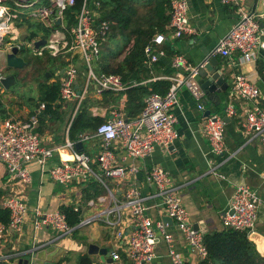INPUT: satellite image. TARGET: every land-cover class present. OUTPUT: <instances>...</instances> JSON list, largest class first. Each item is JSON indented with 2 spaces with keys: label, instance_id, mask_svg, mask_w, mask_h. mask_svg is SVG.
Masks as SVG:
<instances>
[{
  "label": "crops",
  "instance_id": "crops-1",
  "mask_svg": "<svg viewBox=\"0 0 264 264\" xmlns=\"http://www.w3.org/2000/svg\"><path fill=\"white\" fill-rule=\"evenodd\" d=\"M188 1V24L193 29L190 34H183L179 38L167 36L165 41L156 47L160 65L158 69L153 68V62L144 61L150 68L151 77L140 81L141 84L174 76L177 73L186 74L185 70L172 65L175 56H183L191 67H195L206 57L204 52L213 49L219 38L224 36L233 26L238 18L236 6L222 4L219 0H187ZM240 7L255 15L258 19L259 28L264 32V0H241ZM29 22L31 24L29 25ZM65 17L60 20L59 25H54L63 35L66 46L57 55H51L43 46L34 48L33 42L49 37L45 33V27L41 22L30 18H18L16 21V42L20 44L18 55L24 63L20 67H8L7 55L10 53L5 44L0 46V71L3 76L15 75V84L6 89L0 84V126L5 119L23 120L32 114L38 115L36 132L44 147L62 146L69 138L68 130L75 115L82 107H87L89 116L97 117L105 121L115 115H122L126 118V89L119 92L111 91L114 97L104 99L103 91H96L93 83L87 80V67L78 50L72 46V37L65 32L71 25ZM40 25V28H38ZM49 29V28H48ZM35 32V34H32ZM8 38L5 39L7 41ZM64 41V40H63ZM128 44V43H127ZM122 39H106L101 44V55L95 60L92 67L96 73H102L98 61L104 50H124ZM119 49L117 50V48ZM123 52V51H122ZM46 57H45V56ZM43 56L45 57L43 60ZM52 58L67 62L55 73L42 70L41 66L35 67L36 78L26 81L22 70L28 65H42L45 60ZM118 58H122V54ZM209 58V57H208ZM219 67L225 72L227 89L222 92H214L208 96L205 94L203 101L205 110L221 115L224 119V151L221 155L213 154L210 151V144L202 131L204 114L196 108V100L188 88L181 86L177 92L178 104L174 108L176 116L175 128L178 134L177 139L167 148L156 146L146 157L132 160L125 156L124 150L119 142H114V163L124 166L136 165L138 172L135 183L141 194H151L153 187L147 184L145 172L153 166L163 167L171 178V185L178 188L182 204L190 215V222L195 229L203 234L210 231H221L226 229L223 225V213L228 208L234 188L237 185H246L254 189L260 196L262 202L258 208L257 220L254 226L262 237L257 241L258 250H264V146L256 138L243 129L244 108L239 99L231 100L235 108V115L226 116L225 107L229 103L228 91L230 89L233 75L236 73L245 74L254 83L259 91V104L264 108V80L260 77L256 62H264V51L258 50L253 61H240L239 53L234 52L230 57L215 56ZM34 59V61H33ZM30 61V62H29ZM49 65L58 62H46ZM82 64L83 67L80 65ZM69 66H75L78 71L75 86L76 90L85 94L80 102L76 99L55 101L51 113H45L44 108L38 105L40 96L39 86L42 83L60 81L64 71ZM80 67V68H79ZM85 67V68H84ZM56 68V67H55ZM7 71V73H4ZM38 72L42 78H38ZM24 77V78H23ZM32 84L36 89V95L26 97L20 92L17 85ZM118 98H115V97ZM95 130L87 129L78 132L76 138L81 134H91ZM85 151L91 158V167L99 172L97 155L101 149V139L92 137L76 145V149ZM71 154L68 148L55 151L47 162V166L58 163L60 160H70ZM222 163V164H221ZM214 168L221 176L212 174L210 169ZM31 181L22 183L17 179H10L7 176L5 166L0 162V190L2 191L1 202L4 198L15 196L20 198L27 206L25 221L20 232H8L5 236L0 253L8 255L7 261H0V264H29L30 262H47L56 264L63 257H69L74 262L78 254L87 251L89 244H96L99 248L104 247L109 252L117 250L120 253L123 264H131L125 255L124 248L117 247V238L114 229L106 226L103 221L97 220L92 224L79 228L69 238L54 241V233L48 228H34V209L61 210L62 206H70L73 210L78 208L81 219L100 212L108 201L96 202L94 206H87V199L84 196V188L89 181L70 182L58 184L52 181L47 173H42L35 163L30 164ZM141 174V179L138 174ZM107 186L113 190L118 198H121L125 184H118L112 179L105 178ZM104 187V186H103ZM106 189L101 195L105 196ZM97 196V197H98ZM96 198V197H95ZM148 215L154 220H162L166 217L162 206L157 201L148 200ZM2 207V206H1ZM62 211V210H61ZM63 212V211H62ZM65 214V213H64ZM168 230L173 235L174 244L184 258L193 264L197 258L186 245L182 235L174 223L168 222ZM127 224V223H126ZM74 234L78 237H74ZM119 242H121L119 240ZM52 246V247H51ZM47 250V251H45ZM156 258L149 264H171L167 256V247L162 240L155 245ZM95 260L101 261L99 254L91 255Z\"/></svg>",
  "mask_w": 264,
  "mask_h": 264
},
{
  "label": "built area",
  "instance_id": "built-area-1",
  "mask_svg": "<svg viewBox=\"0 0 264 264\" xmlns=\"http://www.w3.org/2000/svg\"><path fill=\"white\" fill-rule=\"evenodd\" d=\"M222 4L237 7L238 18L231 29L215 44L210 56L230 57L239 53L240 61H253L258 50L264 51V32L259 28L258 19L252 13L240 7L241 0H219ZM76 0H0V46L5 44L8 49L20 48L16 42V21L18 18H35L49 28V37L44 48L51 55H57L66 46L63 35L54 27L55 20H63L67 8L74 6ZM101 3L99 0H80L79 9L75 13L73 24L65 31L72 37V46L78 50L87 67V80L94 84L96 91H123L126 85L120 75L114 73H96L91 62L101 54V44L108 38L111 22L101 19ZM193 29L188 24V1L171 0L170 20L167 32L156 33L144 48L146 60L155 62L158 59L156 47L160 46L167 36L179 38L190 34ZM8 38L7 41L5 39ZM64 40V41H63ZM131 40L124 48V56L131 48ZM208 57L204 62L207 61ZM172 65L185 70L186 74L177 73L169 77L170 86L163 95L152 93L145 99L144 107L134 118L115 115L100 123L91 134H81L77 141H66L62 146L44 147L36 132L38 115L28 118L5 119L0 126V162L5 166L7 176L22 183L31 181L30 164L33 162L42 173L58 184L70 182L85 183L90 179L97 180L106 189L105 196L87 199V206L96 202L108 201L100 212L81 219L76 225L70 226L64 212L58 209H34V228H48L54 233V241L69 238L76 229L82 228L97 220H102L109 228L114 229L117 247L124 248V253L131 264H149L156 258L155 245L162 240L167 247V256L171 264H193L188 262L174 244L173 235L168 230L166 221H154L147 213L148 200L157 201L165 215L171 218L182 235L186 245L197 258L204 259L207 250L203 242V233L195 229L190 222V215L182 204L178 188L171 185L168 172L161 166H153L145 172L147 184L153 187L151 194H141L135 179L138 169L136 165L124 166L114 163V142H119L125 156L132 160L148 156L156 146L167 148L177 139L175 128L176 116L174 108L178 104L177 92L185 86L196 100V108L204 112V91L194 80L197 67H191L183 56H175ZM78 71L69 66L59 81V98L61 100L76 99L81 101L85 89L77 94L75 81ZM3 73L0 71V84ZM259 91L243 73L233 75L228 91L229 103L225 107L226 116L235 115L236 111L231 100L239 99L244 108L243 129L251 138H256L264 146V108L259 104ZM44 108V104H40ZM225 122L221 115L210 113L204 116L202 131L210 144L213 154L221 155L224 151ZM92 137L101 139V149L97 155L99 172L91 167V158L85 151L76 149V144ZM68 148L70 160H60L47 166L48 160L55 151ZM222 164V163H221ZM212 174L221 176L214 168ZM105 178L118 184H125L121 198L107 186ZM264 180V174L262 175ZM262 200L258 193L246 186L234 188L228 208L222 220L226 229L254 231L258 208ZM1 206L8 210L7 224H0V248L8 232H20L27 212L26 204L18 197L9 196L2 200ZM232 210V213L230 212ZM78 211V208H74ZM127 223V224H126ZM119 240L121 242H119ZM112 261L108 264H123L117 250L110 251ZM8 255L0 253V261H7ZM197 262L195 264H197ZM29 264H36L30 262Z\"/></svg>",
  "mask_w": 264,
  "mask_h": 264
},
{
  "label": "trees",
  "instance_id": "trees-1",
  "mask_svg": "<svg viewBox=\"0 0 264 264\" xmlns=\"http://www.w3.org/2000/svg\"><path fill=\"white\" fill-rule=\"evenodd\" d=\"M101 3V19L110 21L108 38L122 39L124 46L133 41L130 50L118 58L123 50H105L98 61V66L103 73H114L121 77L127 85L126 93V118L136 117L145 104V99L152 93L165 94L170 86V81L156 79L145 84L140 81L151 77L150 68L146 66L144 48L150 43L156 33L167 32L170 20L171 0H99ZM80 0H76L74 6L64 12L68 24L74 22V16L79 9ZM31 22H29V25ZM40 28V25H38ZM49 29H45V33ZM35 34V32H32ZM101 55V54H100ZM30 62V61H29ZM159 59L152 63V67L158 69ZM256 69L264 80V62L257 61ZM40 96L38 105L44 104V112L51 113L53 104L59 99V83H42L39 86ZM103 97H114L111 91L103 90ZM115 98H118L117 96ZM103 120L89 116L87 107H82L72 120L68 134L72 141H77L78 132L91 129L95 130ZM80 151V149L78 148ZM104 187L97 180L90 181L84 188L86 199L101 195ZM2 191L0 190V199ZM67 222L70 226L76 225L80 220L78 212L70 206H62ZM9 212L0 206V224H7ZM77 230V229H76ZM76 230L74 232H76ZM74 237L78 238L75 234ZM203 242L207 255L197 264H264V255H261L255 245L248 238V233L233 229L210 231L203 235ZM56 264H108L104 261L95 260L87 252L78 254L74 262L69 257H63Z\"/></svg>",
  "mask_w": 264,
  "mask_h": 264
},
{
  "label": "water",
  "instance_id": "water-1",
  "mask_svg": "<svg viewBox=\"0 0 264 264\" xmlns=\"http://www.w3.org/2000/svg\"><path fill=\"white\" fill-rule=\"evenodd\" d=\"M55 24H60V19L55 20ZM45 44V39H39L35 42H33L34 48H39L40 46H43ZM19 48L13 47L10 50V53L7 55V66L8 67H20L23 65L24 61L22 57L18 55ZM209 55V52H204V56L207 58ZM205 61V60H204ZM200 62L197 67V72L194 75V80L199 84L200 88L204 91V93L210 97V95L214 92H222L227 89V82H226V75L225 72L222 70V68L219 67V64L214 56H210L206 62ZM15 75L14 74H8L3 76L1 79V84L4 86V88L8 89L12 85L15 84ZM76 89V86H75ZM77 94H79V91L76 90ZM211 112L207 109L204 110L203 114L204 116H208ZM223 119H226L224 116ZM77 146L79 145L76 144ZM138 178L141 179V174H138ZM232 213V210H230ZM163 221L171 222V218L164 217ZM248 238L250 241H252L255 245V249L261 254L264 255V250H258V247H256L257 241L262 240V237L260 234H258L256 231H252L248 234ZM52 247V246H51ZM47 251V250H45ZM87 254L93 255V254H99L101 261H104L106 263H110L112 259L110 258V252L104 248H99L96 244H89L87 247ZM58 262V261H55ZM36 264H50L47 262H35Z\"/></svg>",
  "mask_w": 264,
  "mask_h": 264
},
{
  "label": "rangeland",
  "instance_id": "rangeland-1",
  "mask_svg": "<svg viewBox=\"0 0 264 264\" xmlns=\"http://www.w3.org/2000/svg\"><path fill=\"white\" fill-rule=\"evenodd\" d=\"M32 20L37 21L35 18H32ZM118 49H119V47L117 48V50ZM44 56H43L42 60L46 57V56L45 57ZM33 61H34V59H33ZM45 61L46 62H49V63H51V62H58V63L57 64H53V65H49L48 63L44 62V64H42V65H34V63L32 65H28V67H26V68H24V70H22V74H25L26 81L28 79H34V78H36V73L37 72H35V67L41 66V69L42 70L49 71L48 74L50 76V72L55 73L56 70H58L59 68H62L67 63V62H64L63 60L62 61H59V60H55V59H52V58H48ZM94 62H95V60L92 61V67H93V63ZM80 66L83 67L84 65L82 66V64H81ZM4 73H7V71H4ZM38 75H39L38 78H42L40 72H38ZM19 86H20V88H19ZM18 88L20 89V92H22V94L24 96H26V97L31 96V94H33L32 97H34L36 95V89L33 88V85L32 84L29 85V84L20 83V84L17 85V89Z\"/></svg>",
  "mask_w": 264,
  "mask_h": 264
}]
</instances>
